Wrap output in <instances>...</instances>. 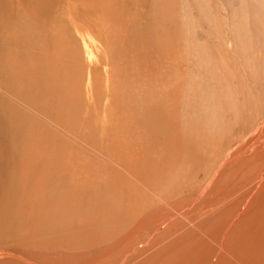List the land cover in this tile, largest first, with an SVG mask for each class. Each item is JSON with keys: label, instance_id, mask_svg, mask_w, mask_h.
Wrapping results in <instances>:
<instances>
[{"label": "rangeland", "instance_id": "rangeland-1", "mask_svg": "<svg viewBox=\"0 0 264 264\" xmlns=\"http://www.w3.org/2000/svg\"><path fill=\"white\" fill-rule=\"evenodd\" d=\"M58 1L43 26L49 48L35 44L46 57L17 56L31 49L22 42L13 58L56 68L42 82L68 93V109L58 102L50 115L35 89L6 78L18 44L0 49V220L23 219L41 197L59 202L56 224L31 242L0 240V252L44 264H207L221 251L219 264H264L262 0ZM1 7L8 27L18 12Z\"/></svg>", "mask_w": 264, "mask_h": 264}, {"label": "bare ground", "instance_id": "bare-ground-1", "mask_svg": "<svg viewBox=\"0 0 264 264\" xmlns=\"http://www.w3.org/2000/svg\"><path fill=\"white\" fill-rule=\"evenodd\" d=\"M248 1V0H247ZM252 0H249L248 1V6L250 5L249 4V2H251ZM259 1V0H258ZM73 2V1H72ZM246 2V1H245ZM69 3V2H68ZM74 3V2H73ZM88 3V2H87ZM94 3V5H96V6H98L97 8H100V6H102V3H100L99 2V0H97L96 2H93ZM258 4V3H257ZM60 6L61 5V2H59L58 0H49V1H47L46 3L45 2H43V0H0V7L1 6H4L5 8H6V12H7V16H9V14L10 13H16L17 14V12H18V16H19V20L18 21H20V23L22 24V20H21V17H23L24 19H23V25H20V23H19V25L17 24V20H15V21H13L14 19H17V17L16 18H12L13 20H10L9 19V17H8V21L10 22L11 21V24H9V22H7V24L6 25H8V27H4L3 25H2V21H0V49L1 48H3V47H5V45H3V44H7V49H9L10 51L11 50H13V49H15V48H11V47H13L12 46V44H14L15 46H16V48H17V50L15 49V51H16V53H14V51H12L13 53H11L12 55H5V58L6 57H8L7 58V61H6V64H4L3 66L5 67V70L7 71V74H6V78H9V80H10V78L11 79H14L15 80V78L18 76V83H19V85L22 87V84H24V86H25V89L27 90V88H29L30 90H33V89H35L34 90V96H33V98H34V100H35V103H37V101H41L42 103H41V105L43 104V106L45 107V109H44V107L42 106V108L44 109V110H48L49 112H51V114L50 115H52V113H55V109H54V105L56 104V103H58V102H60V104H61V106H59L61 109H68V107H67V104L65 103V100H68V99H65V97L66 96H68V93H67V95H63L64 94V92L63 91H58V89L59 88H62L60 85H58V84H56V85H54V82L52 83L54 86H52V88H51V86L50 87H46V86H44V83H45V81L44 82H42V77H43V75L45 76V79H46V76L48 75V72L50 71V70H53V72H54V69H55V72H56V68H52L51 69V67H49V65H48V63H46V64H44L43 62L40 64V65H37V66H35V72H32V71H28L25 67H24V64H23V62H21L20 64H18V65H15V67H14V58H13V55H17V51H18V53L21 51V49H22V45L24 44H29V42H30V46L29 47H31V49H32V51L34 50V52H30L31 51V49L29 50V49H27V50H29V52L27 51V53L26 54H21V55H17V56H19V57H22L23 56V59H24V57L25 58H29V59H36V58H41L40 56H42L43 57V59H44V56L46 57V55H44L45 53L44 52H40L41 51V49H39L38 50V46H36L35 44H40L41 46H45V47H47V48H49L48 47V45H46V44H48V39H49V35L51 36V34H48V32H49V26H48V28H47V32H46V29L45 30H43V26H44V23H45V21H47V15L49 14L50 15V17L52 16V13H54V12H52L51 13V10H54V9H56L57 7H55V6ZM254 5V4H253ZM252 5V2H251V6H253ZM58 6V7H59ZM66 6H67V3H66ZM72 6V5H71ZM259 6V5H258ZM260 6H262L261 7V9H263V11H264V0H262L261 1V4H260ZM24 7V9H26V12L25 13H23L24 12V10L23 11H21L20 9L21 8H23ZM68 7H69V5H68ZM73 7V6H72ZM252 8H254V7H252ZM260 8V7H259ZM1 9V11H2V7L0 8ZM251 11V10H250ZM255 11V10H254ZM259 13V12H258ZM6 14V13H5ZM4 15V14H3ZM253 15V14H252ZM259 15V14H258ZM33 17H35V18H33ZM260 17H261V15H260ZM1 18V17H0ZM253 18V17H252ZM3 19V18H2ZM264 20V19H263ZM6 21V20H5ZM13 21V22H12ZM69 21V20H68ZM48 22V21H47ZM60 22V21H59ZM6 23V22H5ZM263 23V22H262ZM12 27H11V26ZM17 25H18V27H17ZM25 25V26H24ZM46 25H48V24H46ZM76 25H78V24H76ZM15 26H16V28H15ZM24 27V28H23ZM75 27H77V26H75ZM264 27V26H263ZM78 28L79 29H82V28H80L79 26H78ZM51 29V28H50ZM55 29V28H54ZM260 29V28H259ZM52 31V30H51ZM82 32V31H81ZM50 33V32H49ZM54 33V32H53ZM83 33V32H82ZM16 34V35H15ZM84 35V34H83ZM53 36V35H52ZM85 36V35H84ZM83 36V37H84ZM260 38V37H259ZM47 40V41H46ZM22 42H24L23 44H22ZM19 43H21L22 45L20 46V49L18 50V48H19ZM59 43V42H58ZM86 44V43H85ZM1 45H3L2 47H1ZM26 46L27 45H25L24 47L26 48ZM44 47V48H45ZM6 48H4V49H2V50H5V52H7L8 50H6ZM28 48V47H27ZM87 48V47H86ZM91 49V48H90ZM22 50H25L24 48L22 49ZM1 51V50H0ZM26 51V50H25ZM24 51V52H25ZM43 51V50H42ZM50 51V50H49ZM88 51L89 52H91L89 49H88ZM4 52V51H3ZM3 52L1 53L2 54V58L4 57L3 56ZM8 53H9V51H8ZM7 53V54H8ZM39 53H43L42 55H40ZM5 54V53H4ZM40 56H39V55ZM38 55V56H37ZM49 55V54H48ZM89 56H90V54H89ZM92 56V55H91ZM0 58H1V56H0ZM48 59V58H47ZM9 60V61H8ZM22 60V59H21ZM33 60V61H34ZM38 60V59H37ZM37 60H36V62H37ZM17 61V60H16ZM8 62H10V63H8ZM35 62V63H36ZM37 64H39L38 62H37ZM42 64H44V66H45V69L43 68V66H42ZM5 65H8V66H5ZM25 66H26V64H25ZM65 66V65H64ZM31 67V66H30ZM67 68V67H66ZM14 70H16V72L14 71ZM34 71V70H33ZM53 72H50V74L51 73H53ZM31 73H33V74H31ZM41 74H42V76H41ZM53 75V74H52ZM47 77H50L49 75L47 76ZM28 82H29V84H28ZM32 83V84H31ZM51 84V83H50ZM31 85V86H30ZM33 85V86H32ZM46 85V84H45ZM7 87H8V85H7ZM27 87V88H26ZM24 88V87H23ZM23 88H22V92L24 93H26L27 95L26 96H29L28 95V93L26 92V90L25 91H23ZM11 89H12V87H11ZM15 89V88H14ZM89 89V88H88ZM13 90V89H12ZM16 91V90H15ZM18 92V91H17ZM20 92V91H19ZM19 92H18V94H19ZM21 93V92H20ZM133 93V92H132ZM66 94V93H65ZM21 95H24V94H21ZM19 96H20V94H19ZM71 96V95H70ZM138 96V95H137ZM32 99V98H31ZM4 100V99H3ZM134 100V99H133ZM139 101H141L140 99H139ZM4 102H6V101H4ZM38 102V105L39 106H41L40 105V103ZM9 102H6V103H4L5 105V108H6V106H8L7 104H8ZM10 104V103H9ZM134 104V103H133ZM158 104V103H157ZM69 105V104H68ZM137 105V104H136ZM155 105V104H154ZM159 105V104H158ZM70 106V105H69ZM76 106H79V105H76ZM133 106V105H132ZM134 107V106H133ZM78 108V107H77ZM4 109V108H3ZM138 109V108H137ZM75 112V111H74ZM133 112V111H132ZM139 112H141V110L139 111ZM149 112V111H148ZM161 112V111H160ZM0 113L1 114H4V111H0ZM142 113V112H141ZM75 114V113H74ZM153 114V113H152ZM159 114V113H158ZM5 115H8L9 116V113L8 114H5ZM58 115V114H57ZM150 115V114H149ZM15 116V115H14ZM54 116V115H53ZM60 118H61V116L60 115H58ZM69 116H71V115H69ZM151 116V115H150ZM150 116H147V117H150ZM161 116V115H160ZM159 116V117H160ZM1 117V116H0ZM52 117V116H51ZM55 117H57V116H55ZM144 117V116H143ZM157 117V116H156ZM11 119L12 120V118L11 117H6L5 119ZM54 118V117H53ZM161 118V117H160ZM4 119V118H3ZM4 119V120H5ZM7 119V121L10 123V121L11 120H8ZM77 119H79L78 117H77ZM142 120H144V119H142ZM150 120V119H149ZM151 120H152V118H151ZM158 120V119H157ZM156 120V121H157ZM6 121V120H5ZM148 122V121H147ZM150 122V121H149ZM153 122H155V119H154V121ZM75 123V122H74ZM151 123H152V121H151ZM149 124V123H148ZM9 125V124H8ZM8 125H6V126H8ZM10 126V125H9ZM8 126V127H9ZM7 127V128H8ZM50 169V168H49ZM48 169V170H49ZM47 170V171H48ZM43 173H45V172H43ZM16 186V185H15ZM207 186V185H206ZM66 188V187H65ZM208 188V187H207ZM206 188V189H207ZM15 189V188H14ZM205 190V189H204ZM121 191V190H120ZM125 191V190H124ZM206 191V190H205ZM11 192V191H10ZM127 192V191H126ZM8 193V192H7ZM15 193V192H14ZM12 194V193H11ZM43 196V195H42ZM47 196V195H46ZM200 196V195H199ZM15 197V196H14ZM19 198V197H18ZM27 198V197H26ZM44 198H46L45 196H44ZM57 198V197H56ZM55 198V199H56ZM20 199H23V198H20ZM49 199V198H48ZM48 199H46V202H47V200ZM67 199V198H66ZM198 199V198H197ZM10 200V199H9ZM58 200V199H57ZM134 200V199H133ZM158 200V199H157ZM18 201V200H17ZM35 202H33V204H32V206H31V208H30V211L31 210H33V211H25V212H28V214L27 215H24V210L23 209H20V210H22V212H23V215H24V218L23 219H21V220H15V219H13L12 217H14V216H12V215H14L15 214V212H14V214H12L11 216V218H2V220H0V230L2 231V230H4V231H2L3 233L4 232H7V234H3L2 232H0V240H6V241H10V242H12V243H15V244H19V242H25V241H27V242H31L32 240L30 239L31 238V236L34 234V233H37V234H43L44 232H40L41 231V229H43L44 231H48V229L50 230V227H51V224H53V222H54V224H56L55 223V221L53 220L54 218H52L51 216H49V212L50 211H55V209H56V213H57V207L59 206V202L57 203L55 200H54V202H52V206H51V201L50 202H45L44 200H43V198H35V200H34ZM9 202V201H8ZM16 202V201H15ZM15 202H13V203H9V205L8 206H12V207H16L17 205H12V204H14ZM20 202V201H19ZM68 202V201H67ZM70 202V201H69ZM6 203H7V201H6ZM18 203V202H17ZM55 205H54V204ZM71 203V202H70ZM244 203V202H243ZM11 204V205H10ZM63 203H61V205H62ZM66 204H68V203H66ZM65 204V205H66ZM22 205V204H21ZM58 205V206H57ZM69 205V204H68ZM167 205V204H166ZM55 207V206H57L56 208H54V210H52V207ZM11 207V208H12ZM245 208H246V205H245ZM13 209V208H12ZM11 209V210H12ZM17 209H19L18 207H17ZM59 209V208H58ZM14 210V209H13ZM1 211V210H0ZM9 212V211H8ZM16 212H18V211H16ZM185 212V211H184ZM183 212V213H184ZM21 213V211L18 213V214H20ZM36 213H38L37 215L38 216H36L37 218H35V214ZM188 213V212H187ZM5 214V213H4ZM17 214V213H16ZM16 214H15V216H16ZM21 215L22 214H20V217H18V218H22L23 217V215H22V217H21ZM33 215V216H32ZM57 215V214H56ZM19 216V215H18ZM10 217V216H9ZM61 217V218H60ZM133 217V216H132ZM15 218V217H14ZM44 218H46L47 220H48V222L46 223V222H44L43 220H46V219H44ZM57 218L59 219L60 218V220L62 219V216H56V220H57ZM64 218V217H63ZM169 218V217H168ZM177 218H178V216H177ZM1 219V218H0ZM43 219V220H42ZM173 221V220H172ZM60 222V221H59ZM17 223L19 224V227H17V228H15L14 226H15V224L17 225ZM164 223V222H163ZM240 223V222H239ZM53 226V225H52ZM55 227H58L57 225H55ZM62 227V226H61ZM166 227V226H165ZM38 229H40V231H38ZM51 229H52V227H51ZM60 228H58V230H59ZM70 229V228H69ZM57 230V229H56ZM55 230V231H56ZM71 230V229H70ZM51 231V230H50ZM49 232V231H48ZM52 232V231H51ZM50 233V232H49ZM61 233V232H60ZM227 233V232H226ZM225 233V234H226ZM224 234V235H225ZM35 237H37V236H35ZM46 237V236H45ZM53 240V239H52ZM17 241H19V242H17ZM37 242H38V240H37ZM8 243V242H7ZM12 243H8V244H12ZM41 243V242H40ZM44 243V242H43ZM14 244V245H15ZM24 244H30V243H24ZM45 245V244H44ZM43 246V245H42ZM225 249V248H224ZM226 251V250H225ZM19 252H22V251H19ZM224 254V253H223ZM227 254V253H226ZM215 255V254H214ZM27 256H28V258H25V256H23L22 254L20 255V254H16V253H14V252H10V251H2V252H0V264H44V263H40L39 262V260L41 259H39L38 261L37 260H35V259H32V256L30 257V254L28 255L27 254ZM50 256V255H49ZM230 256V255H229ZM211 258V257H210ZM45 259V258H44ZM49 259V258H48ZM222 259H223V256H222V252L220 251L216 256H213L212 258H211V260L210 261H208V263L207 264H219V262H221L222 261ZM51 262V261H50ZM126 262V261H125ZM137 262V261H136ZM234 262H237V261H234ZM242 262V261H241ZM246 262V261H245Z\"/></svg>", "mask_w": 264, "mask_h": 264}]
</instances>
